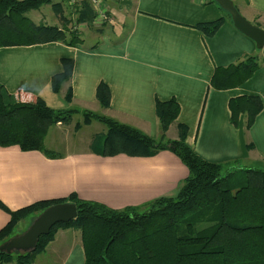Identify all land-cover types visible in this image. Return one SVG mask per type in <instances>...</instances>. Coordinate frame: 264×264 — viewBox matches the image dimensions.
<instances>
[{"label": "crops", "instance_id": "0c3cea01", "mask_svg": "<svg viewBox=\"0 0 264 264\" xmlns=\"http://www.w3.org/2000/svg\"><path fill=\"white\" fill-rule=\"evenodd\" d=\"M232 1L249 22L264 29V0ZM105 2L110 23L100 32L95 25L90 27L99 33L87 35L89 28L80 30L83 44L0 48V85L11 99L34 102L40 98L52 109H75L81 115L89 111L157 140L156 102L175 98L181 113L168 139L177 140L178 125L184 124L187 143L202 159L227 164V172L264 170V110L250 129L244 116L234 125L229 110L233 98H264V47L235 28L227 12L212 0ZM220 18L226 22L213 36L197 27ZM47 20L42 13L32 21L58 26ZM249 56L258 57L259 68L246 83L227 90L212 86L217 68L236 65ZM62 59L73 60L72 78L54 93L52 79L63 72ZM102 82L111 91L109 108L97 99ZM69 86L71 102L65 99ZM59 155L49 158L18 146L0 147V201L17 211L76 193L83 200L120 210L176 196L189 175L170 151L152 157H102L91 149ZM10 220V214L0 208V231ZM36 264H85L81 232L59 230Z\"/></svg>", "mask_w": 264, "mask_h": 264}, {"label": "trees", "instance_id": "16d2710c", "mask_svg": "<svg viewBox=\"0 0 264 264\" xmlns=\"http://www.w3.org/2000/svg\"><path fill=\"white\" fill-rule=\"evenodd\" d=\"M216 2V0H212ZM217 3V2H216ZM218 4V3H217ZM63 5L55 0H0V48L59 42L70 47L83 44L78 25L92 27L97 13L88 2L75 7L74 27L36 24L26 14ZM219 5V4H218ZM232 22L231 15L227 13ZM62 19H66L62 15ZM226 22L220 18L197 27L213 36ZM63 72L52 79L54 93L70 83L74 62L62 59ZM259 68L258 57L249 56L229 67L217 68L211 80L217 90L240 87ZM69 86L66 101L71 102ZM97 99L109 108L111 91L101 83ZM231 122L238 126L241 116L250 129L264 110V98L244 95L230 100ZM181 113L177 99L157 100L160 137L156 140L116 120L86 111L83 125L98 121L106 131L96 136L91 151L102 157L127 155L152 157L162 151L175 154L189 171L174 197H161L141 206L113 209L105 204L81 199L72 193L66 198L34 203L11 211L2 201L0 208L10 214V222L0 231V245L19 234L18 227L32 222L49 207L61 203L77 206L78 216L69 223L55 225L41 236L35 251L0 253V264H36L61 229L81 232L85 264H264V170L243 169L227 172V164L202 159L187 143L188 127L178 125L177 140L167 133ZM80 114L75 109H52L43 99L15 102L0 85V147L18 146L24 152L39 151L49 158L60 155L46 148L45 138L59 123L70 124Z\"/></svg>", "mask_w": 264, "mask_h": 264}, {"label": "rangeland", "instance_id": "374dc122", "mask_svg": "<svg viewBox=\"0 0 264 264\" xmlns=\"http://www.w3.org/2000/svg\"><path fill=\"white\" fill-rule=\"evenodd\" d=\"M106 0H99L96 4L100 11L106 12L107 14V20L105 21H98L93 24L96 28H98V31L106 30L107 24L110 23L109 15L104 8ZM55 2H59L63 5V10L57 12L54 7L50 6H44L41 10L38 11H31L26 14V16L31 20L35 19L38 14H44V17L48 18L50 23L56 24L59 27H63L64 22L63 21H70L69 27H74V18L75 15L74 10L72 8H75L76 6H71L66 2H63L61 0H55ZM235 3V2H234ZM237 5V3H236ZM62 15L66 17V19H62ZM61 19V21H59ZM47 20V21H48ZM48 21V22H49ZM89 28V32L87 35H90L91 32L94 34L95 32H98L96 30L90 29V26L88 27L87 24L78 25L77 29L80 31H84V29L87 31ZM80 31V32H81ZM98 32V33H99ZM101 113V112H98ZM83 116L81 114H77L73 117V121L70 124H64L59 123L57 126H54L50 129L48 135L45 138V145L46 148L50 151H53L54 153L58 154H65L68 152L73 151H89L91 149V145L93 142V139L102 134L106 131V127L98 122L93 121L89 125H83L80 129L76 130V123H82ZM172 197V196H169ZM174 197V196H173ZM161 198V197H160ZM158 199V198H157ZM33 221V220H32ZM32 223V222H31ZM29 223V220L21 223L18 227L19 234L25 232L28 227L31 225Z\"/></svg>", "mask_w": 264, "mask_h": 264}, {"label": "water", "instance_id": "95a60500", "mask_svg": "<svg viewBox=\"0 0 264 264\" xmlns=\"http://www.w3.org/2000/svg\"><path fill=\"white\" fill-rule=\"evenodd\" d=\"M221 8L231 15L232 22L240 32L254 40L259 48L264 47V29L249 22L238 10L232 0H216ZM78 216L73 203L56 204L37 216L28 229L0 245V253H30L36 250L41 236L48 235L59 223H69Z\"/></svg>", "mask_w": 264, "mask_h": 264}, {"label": "built area", "instance_id": "2783aa9c", "mask_svg": "<svg viewBox=\"0 0 264 264\" xmlns=\"http://www.w3.org/2000/svg\"><path fill=\"white\" fill-rule=\"evenodd\" d=\"M63 2L68 3L71 6H79L82 2H88L91 4L92 7H94L95 12L97 13L96 22L105 21L107 20V14L106 12L98 10L99 7L96 5L99 0H61Z\"/></svg>", "mask_w": 264, "mask_h": 264}]
</instances>
